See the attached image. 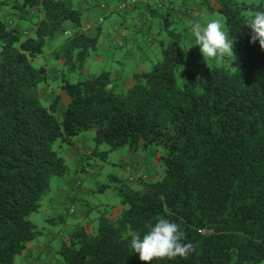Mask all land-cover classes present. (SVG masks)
I'll return each instance as SVG.
<instances>
[{"label":"trees","instance_id":"trees-1","mask_svg":"<svg viewBox=\"0 0 264 264\" xmlns=\"http://www.w3.org/2000/svg\"><path fill=\"white\" fill-rule=\"evenodd\" d=\"M149 4H157L150 14L164 23L160 57L120 90L112 71L84 77L102 28L87 26L79 0H0V264H14L43 235L30 216L51 194L52 179L70 171L54 145L63 150L93 129L94 155L103 159V144L162 147L164 174L131 177L142 190L116 187L122 207L102 204L86 226L70 230L59 250L65 264H144L129 233L143 238L161 219L179 225L194 250L151 264H264V51L250 43L247 26L264 0L209 7L224 18L234 54L228 63L202 66L191 65L196 53L186 48L189 28L174 17V4ZM17 20L33 25L17 27ZM57 36L64 41L48 53ZM74 74L81 78L72 81Z\"/></svg>","mask_w":264,"mask_h":264},{"label":"rangeland","instance_id":"rangeland-1","mask_svg":"<svg viewBox=\"0 0 264 264\" xmlns=\"http://www.w3.org/2000/svg\"><path fill=\"white\" fill-rule=\"evenodd\" d=\"M150 1V0H149ZM158 0H154L151 2H156ZM202 2V0H199V2ZM240 1H248L251 3L259 2L260 0H240ZM90 5H92V8H95V11L93 10V13L95 15V18H100L104 11H100L98 9L99 5L102 4H109L111 5L113 3V0H89ZM159 3H161L159 1ZM207 5L201 4V18L200 20L206 26L207 22L210 20H219L222 23L223 30L227 34V26L225 23L224 18L218 12L217 10L214 12H211L209 7L213 6L217 9L216 0H208L206 2ZM139 3L133 4L130 8H133L134 6L138 5ZM209 4V6H208ZM154 5L155 9H160L157 7V4ZM146 6V4H145ZM0 8L2 9V5H0ZM151 15V14H150ZM149 15V17H150ZM152 16V15H151ZM8 17H6V20ZM158 19V18H156ZM19 22V21H18ZM19 23L21 24V27L23 28H29L31 29L33 22L31 20L27 21H21ZM111 21H106L105 23H102L103 31L109 30L112 35L113 33V27L110 26ZM163 20L158 19L154 22V25L152 30L160 29V26H162ZM157 26V27H156ZM102 31V32H103ZM191 31V29H190ZM192 32V31H191ZM192 35V34H191ZM191 35L187 36L189 39ZM103 38V37H102ZM102 38L100 36L99 42L102 41ZM195 38V37H194ZM64 37L60 39L61 42H63ZM143 39H146L143 37ZM142 39V37L139 38V45L145 50L144 44L145 41ZM154 48V49H153ZM152 49H147L146 52L149 54V58L152 60H156L160 57V52L156 50V47H153ZM187 50L189 52H192V50L195 51V55L191 57V65H212L217 64L221 65L224 62L228 63L232 58L233 55H225L223 57H218L214 59H209L207 62L204 60V58L201 55L200 48L196 43L192 46L190 44H187L186 46ZM132 49L136 51L133 47ZM131 57L134 58V63H130L128 60L127 63L123 61L124 59H127L128 56L125 53L119 54V57L117 60L121 61L125 65L122 67L120 64L116 63H110L109 65H104V63H101L100 60L96 59L94 56V53L86 60L85 62V71L84 73L89 70V72L92 73V75H98L102 71H112L113 74H118L120 78H124V76L129 75L130 73H136V72H144L150 69L151 62L144 63L143 65L138 66V61L135 60V57L131 55ZM47 62L54 65L59 66V68L63 69L65 67L64 62H58L54 59H49ZM119 65V67L117 66ZM82 74V73H81ZM81 74H74L72 76V81H77L81 78ZM61 80H55L51 82V86L58 91L59 94L63 95L62 102L64 105H67L69 102L68 96L63 92L60 88ZM61 106V110L65 109V106ZM95 135L96 131L90 130L82 135L80 137L86 138L88 141V144L86 145L90 149L96 148L95 143ZM79 136L75 139L77 140ZM54 149L58 151L60 154H63L65 156V151L61 150L59 147V143L54 145ZM99 152H108L105 159L99 156V159L90 158L86 160V169L88 173L92 177H94V181H87L85 187L86 190H89L90 192L87 194V200L89 202V205L91 206L90 214H84L83 210L80 206H77V212L74 215L62 217V221H59L57 219H54V216L57 217L60 215L62 216V210L56 209V205L54 202H52L53 199L57 194H60L61 191H63L65 182L64 179L66 177H71L72 179H76L79 181V179L82 178V174H79L77 165L72 162L71 160H67V165L70 169L68 175L65 178L60 177H54L51 181V194L48 197L43 198L41 201V209L38 212L33 213L30 216L31 221L37 226V228L42 231L43 235L41 236L40 240L44 241H50L47 244V247H44V251H42V254L35 253L36 245L40 244L41 242L34 241L32 242L28 249L21 255H18L15 258L14 264H65L62 260L61 255L59 254L60 247L62 245L63 239H65V236L68 235L70 230H72L76 226H86V223L89 221V219L96 217V207H99L100 205H108L112 208H115L116 210L120 209L122 207V199L121 196L117 190L116 187H118L121 184L130 185L135 190H142L143 183L134 181L132 182L130 179L135 174H147L151 177V181H156L162 178L164 174V166L162 162V155H164V149L160 146H150L148 148H140L139 150H133L129 146H125L119 149L112 150L111 147L108 144H103L100 146ZM90 182V183H89ZM103 187H106V189H102ZM66 192L70 191V188H66ZM59 196V195H58ZM65 206V203L62 207ZM67 206V205H66ZM65 206V207H66ZM60 211V212H59ZM65 221V222H64ZM73 227L69 229L71 226ZM44 243H41L43 246ZM47 251V252H46Z\"/></svg>","mask_w":264,"mask_h":264},{"label":"crops","instance_id":"crops-1","mask_svg":"<svg viewBox=\"0 0 264 264\" xmlns=\"http://www.w3.org/2000/svg\"><path fill=\"white\" fill-rule=\"evenodd\" d=\"M150 0L149 3H153ZM161 2L162 7H168L170 4H174V17L179 21V25L181 28H189L187 30L188 35H191L192 32L190 29L192 28L193 22H199L202 26L204 24L200 20L201 18V5L199 0H158ZM81 7L85 10V21L87 26L92 29L97 27H102V23L106 21H111L110 26L113 27V33L109 30L103 31L101 33L102 41L99 42L97 51L94 53L96 59L100 60L104 65H109L110 63L120 64L122 67L127 63L128 60L130 63H134V58L131 57L133 55L135 60L138 61V66L143 65L144 63L151 62L152 59L149 58L147 49H152L157 46L156 38L158 34V29L152 30L154 22L157 21L154 16L150 15V7H154V5H148L142 3L140 0L139 4L134 6L133 8L124 7L125 0H113L111 5L102 4L99 5L98 9L100 11H104L103 15L99 18H95L92 5H90L89 0H79ZM1 12V10H0ZM150 15V17H149ZM5 17V16H4ZM17 27H21L17 20ZM157 27V26H156ZM146 39H143V37ZM145 41L144 46L145 50L139 45V38ZM62 37L57 36L53 43L49 46L48 53L53 51L55 48L59 47L62 42L60 41ZM192 46L196 43L194 35L192 34L189 41ZM132 47L136 50L134 51ZM157 48V47H156ZM154 49V48H153ZM157 50V49H156ZM125 53L128 58L124 59L125 63L123 64L121 61L117 60L119 54ZM119 67V65H117ZM145 66V65H143ZM51 73L52 70L50 69ZM133 75L134 73H130L124 78H120L118 74H114L116 82L119 84L120 90L128 89L133 85ZM89 70L84 73V77H93ZM88 141L86 138H82L79 136L77 140L70 146L63 147V151H65V156L67 160H71L77 165V169L79 174H82V178L78 180L72 179L71 177H66L64 179L65 186L63 191L60 194H57L55 198L52 197V202L55 203L56 209H63L64 212L68 206L76 205L74 210V214L77 212V206H80L83 210V213L86 214L90 211L91 206L87 200V194L90 192L86 190L85 185L89 180L91 182L94 181V177L88 173L86 167V160L90 158L99 159V155H94V150L90 149L86 145ZM140 174V173H138ZM90 183V182H89ZM66 188H70L69 192H66ZM59 195V196H58ZM65 203V206L62 207ZM76 211V212H75ZM60 212V211H59ZM56 216V215H55ZM73 225L69 228L71 229ZM38 242L44 243L43 246L40 244L36 245L35 253L42 254L44 251V247H47V243L50 241L40 239ZM42 250V251H41ZM47 252V251H46Z\"/></svg>","mask_w":264,"mask_h":264},{"label":"clouds","instance_id":"clouds-1","mask_svg":"<svg viewBox=\"0 0 264 264\" xmlns=\"http://www.w3.org/2000/svg\"><path fill=\"white\" fill-rule=\"evenodd\" d=\"M247 26L251 29L250 43L259 42L260 49L264 51V9L251 12ZM191 31L206 62L234 54V43L223 30L219 20H210L206 26L193 22ZM129 235L131 248L139 254V259L144 264L176 256L186 258L194 250L191 243L182 242L184 237L179 225L167 219L156 222L143 238L138 232H131Z\"/></svg>","mask_w":264,"mask_h":264},{"label":"built area","instance_id":"built-area-1","mask_svg":"<svg viewBox=\"0 0 264 264\" xmlns=\"http://www.w3.org/2000/svg\"><path fill=\"white\" fill-rule=\"evenodd\" d=\"M139 2H140V0H125L124 7L130 8L133 4H136V3H139ZM142 3L148 4L149 0H142ZM156 3H159V1H156ZM70 33L71 32H67L66 34H70ZM139 178H140V175H137V174L132 176V179H139Z\"/></svg>","mask_w":264,"mask_h":264}]
</instances>
